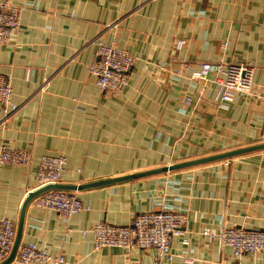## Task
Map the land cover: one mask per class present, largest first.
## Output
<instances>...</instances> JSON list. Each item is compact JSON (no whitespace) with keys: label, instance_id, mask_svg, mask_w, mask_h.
<instances>
[{"label":"crops","instance_id":"0c3cea01","mask_svg":"<svg viewBox=\"0 0 264 264\" xmlns=\"http://www.w3.org/2000/svg\"><path fill=\"white\" fill-rule=\"evenodd\" d=\"M10 1L21 8L20 20L0 43V74L17 109L4 117L0 108V146L33 157L29 165L0 164V216L14 221L16 232L43 155H63L59 183L77 185L262 142L264 0ZM98 39L135 57L117 95L102 93L89 73ZM201 61L251 65L259 98L236 93L226 108L209 105L215 85L188 78ZM228 159L64 189L88 207L68 220L29 201L19 243L61 253L64 264H156L153 248L96 249L90 228L126 225L163 205L186 222L170 240L176 255L159 264H264V253L235 256L201 234L264 230V149Z\"/></svg>","mask_w":264,"mask_h":264},{"label":"built area","instance_id":"2783aa9c","mask_svg":"<svg viewBox=\"0 0 264 264\" xmlns=\"http://www.w3.org/2000/svg\"><path fill=\"white\" fill-rule=\"evenodd\" d=\"M20 11L21 8L10 0H0V43L7 42L13 37L19 27ZM225 44L222 43V47ZM134 62L135 57L127 50L98 39L96 57L89 64L88 70L102 93L117 95L127 86L129 71ZM198 64L199 69L189 70L188 78L209 81L215 85V94L207 100L209 105L226 108L236 93L259 98L254 87V68L251 65L225 61H201ZM11 92L9 80L0 74V108L4 117L17 109V105L11 102ZM184 102L189 104L190 97H185ZM65 160L63 155L41 156L37 161L36 186L31 191L59 183ZM32 161V153L29 150L0 146V164L29 165ZM225 163H229L228 159ZM30 203L34 207L53 209L66 220L81 209L88 208L82 204L74 192L58 188L40 192L30 200ZM185 222L186 215L183 212L161 205L157 210L137 213L129 224L116 225L99 221L90 228V231L93 234L96 249L153 248L155 262L159 264L163 260H172L176 255L171 249L170 240L173 236L182 233ZM201 234L208 240L218 238L220 243L229 247L235 256L244 253H264V230L229 226L217 232L204 229ZM15 235L14 221L0 216V261L9 256ZM182 243L188 242L182 240ZM13 260L17 264H64L66 262L63 254L52 255L33 242L19 243Z\"/></svg>","mask_w":264,"mask_h":264},{"label":"water","instance_id":"95a60500","mask_svg":"<svg viewBox=\"0 0 264 264\" xmlns=\"http://www.w3.org/2000/svg\"><path fill=\"white\" fill-rule=\"evenodd\" d=\"M260 149H264V142L257 143L254 145H250V146H246V147H240V148L232 149L230 151H225V152H221V153L207 155V156H203V157H199V158H195V159H191V160H187V161L173 163L170 165H166V166H162V167H158V168H154V169L139 171V172H135V173H131L128 175L119 176V177L102 179V180H97V181H92V182L82 183V184H77V185L55 183V184H49V185L43 186L39 189H36L34 191H31L28 193V195L25 198V200L22 204V207H21L22 210H21L20 222H19V225L17 228V232H16V236H15V239L13 242L11 252L6 259H4L2 262H0V264H8L13 260L15 252H16V248H17L18 243H19L22 215L24 214V211L27 207L28 202L34 196H36L37 194H39L40 192H42L44 190H47L50 188L75 190V189H82V188H87V187H92V186H97V185L109 184V183H113V182H117V181H122V180L137 178V177H141V176H145V175H150V174H154V173H158V172H162V171H166V170H174V169L189 167V166L198 165V164H202V163L217 161L220 159L231 158V157L236 156V155H240V154H244V153H248V152L260 150Z\"/></svg>","mask_w":264,"mask_h":264},{"label":"rangeland","instance_id":"374dc122","mask_svg":"<svg viewBox=\"0 0 264 264\" xmlns=\"http://www.w3.org/2000/svg\"><path fill=\"white\" fill-rule=\"evenodd\" d=\"M226 159H228V158L220 159L224 165H226V163H225V160H226ZM228 162H229V159H228ZM227 164H228V163H227Z\"/></svg>","mask_w":264,"mask_h":264}]
</instances>
